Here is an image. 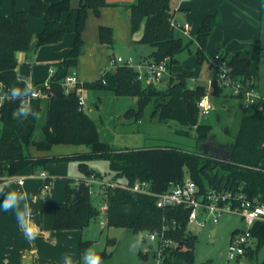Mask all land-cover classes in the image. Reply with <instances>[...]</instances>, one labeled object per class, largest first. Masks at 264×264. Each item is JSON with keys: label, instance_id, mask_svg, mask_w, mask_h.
I'll return each mask as SVG.
<instances>
[{"label": "trees", "instance_id": "16d2710c", "mask_svg": "<svg viewBox=\"0 0 264 264\" xmlns=\"http://www.w3.org/2000/svg\"><path fill=\"white\" fill-rule=\"evenodd\" d=\"M14 3V0H13ZM107 0H80L76 8L70 6V0H29L28 11L13 9L12 16L6 17L0 12V91L7 92L16 82L18 51L29 53L32 41L37 46L59 42L68 32L73 13H76L73 45L62 62L55 64L56 69L49 80L33 84L41 88L45 97L32 99L34 111L41 114L45 109L44 122L40 125L41 138L35 139L34 132L38 120L28 117L16 119L13 112L19 101L5 100L0 106V172L4 178L16 175L24 167L31 165L43 169L48 163L75 159L78 161L82 177L74 182L66 178V194L62 202L55 203L53 227L56 230L81 229L91 219L100 214L93 203V195L85 184V179L99 173L88 166V161L105 159L108 161L112 179L119 183L132 184L135 180L147 181L154 192L168 188L170 182H179L186 175L198 185L201 192L208 187L217 189H236L239 184L250 197L258 196L264 202V110H246L240 119L234 141L228 147V156L223 158L224 147L213 139L210 125L197 123L196 102L206 92L204 83L190 86L187 72H178L175 78L167 80V86L159 89L137 79V72L131 67L117 66L114 70L95 81L83 82L84 90H103L116 96L137 97V108H130L125 115L139 121L145 107L153 101L151 116L164 120H174L188 125L196 131L198 141L203 142L200 151H186L171 146H153L143 148H118L107 138L101 137L98 123L86 112L78 110L77 91L66 94L60 79L75 69L83 48L81 32L85 26L88 10L100 14L104 6L113 5ZM66 13L64 21L62 15ZM43 17L44 26L33 33L28 25L27 15ZM174 16L172 0H135L129 6L130 35L143 29L139 42L150 45L149 54L155 63L165 61L167 68L178 62L176 56L187 43H183L178 31L170 24ZM219 12L206 14L195 32L197 43L196 60L201 64L208 58L206 43L213 28L219 25ZM98 39L108 47L113 46L112 28L98 26ZM192 40V39H191ZM228 59L233 72L238 77L254 78L251 60L234 50L221 54ZM221 87H213V95L220 94ZM240 99V96H236ZM212 140V145L207 142ZM55 144L83 145L86 151L71 155L32 156L27 148L33 145L38 151L48 152ZM1 181V180H0ZM81 186V193L74 199L72 188ZM106 204V224L126 226L135 232L160 229L172 220L177 226L169 229L166 237L178 243L187 230V211L181 207L159 208L152 195L133 192L116 186L103 191ZM190 232V231H189ZM256 238V247L264 243V222H257L251 229ZM88 241L80 242V252L87 249ZM194 235L190 232L182 248L176 245L164 251L161 264H192L194 261ZM252 250L248 248L245 252ZM74 264H81L78 260ZM264 264V263H263Z\"/></svg>", "mask_w": 264, "mask_h": 264}, {"label": "rangeland", "instance_id": "374dc122", "mask_svg": "<svg viewBox=\"0 0 264 264\" xmlns=\"http://www.w3.org/2000/svg\"><path fill=\"white\" fill-rule=\"evenodd\" d=\"M13 0H0L2 6L7 9L11 8ZM16 0H14L15 3ZM113 5L104 6L105 10L101 11L99 15H95L93 11L88 10L85 26L81 32L83 39L84 53L80 54L75 67L76 72L79 73L80 81H95L101 76L103 68L100 66L104 62L98 49L97 43L98 25L108 23L114 27L122 29V21L127 14L128 7L135 0H107ZM187 0H172V7L176 3H186ZM193 10H198L203 7H210L208 4L211 0H188ZM233 1V0H232ZM27 2V0H26ZM80 0H70V6H78ZM235 2V1H233ZM264 3V1H263ZM18 5V3H17ZM226 5V6H225ZM221 8L217 7L214 11L219 9L221 20L220 24L226 27H238V23L243 22L244 30L247 33L251 28L259 25V32L257 34L258 40L252 41L255 44L254 52L251 56V70L256 72L255 87L260 95L264 97V12L254 15L252 8L239 5V13H235L233 5L227 3ZM235 7V6H234ZM103 8V9H104ZM237 8V6H236ZM241 19H237L240 18ZM176 20L178 22H188L190 24V32H193L197 26L196 20L186 15V10L181 9L177 13ZM128 24V23H127ZM220 24L218 26H220ZM74 22H70V31L65 34V37H71ZM107 25V26H108ZM117 25V26H116ZM221 26V27H222ZM219 27L221 34L222 28ZM117 34L121 30H117ZM226 32V31H225ZM179 33V32H178ZM230 34V31H228ZM120 37H115L113 46L105 45V57L110 63L111 56H121L123 58H132L135 62L139 60L141 55L151 53L152 47L146 43H130L129 40H123V31ZM183 43H187L182 52L177 54L178 62L173 63L170 68H167L166 77L169 81L175 78V74L184 70L189 72L190 77L188 83L190 86L198 84L200 81L206 83V80L213 75V70L209 64L211 58L218 51L216 45L222 39L223 33L219 36L217 41H211L206 48L208 56L201 64L196 60L197 43L194 39L195 32L190 36L182 35ZM119 36V34H118ZM125 36H128L126 30ZM227 36V33H226ZM242 36V35H241ZM97 38V39H96ZM191 38H193L191 40ZM128 39V38H127ZM100 42V41H99ZM242 47V45H241ZM32 52L31 54H34ZM107 55V56H106ZM33 65V64H32ZM85 73V75H83ZM167 86V81L159 84L157 88L164 89ZM84 96L87 104L90 106L87 114L96 120L101 131V137L107 138L112 143V135H116L114 145L118 148H137V147H153V146H171L186 151L197 152L200 151L203 142L198 141L196 131L188 125H181L174 120L160 119L158 116L152 117L151 112L154 107L153 101L150 102L144 109L139 121H135L132 117L125 115L130 108H137V97L133 96H116L108 91L93 89L85 90ZM210 99L214 104L213 110L204 117L197 115V123H204L210 125V134L215 141L222 144L224 147L223 158L228 156V147L234 141L237 130L239 128L240 119L245 113L241 106V101L238 97L232 95L227 89H224L220 94L211 95ZM98 105V108L96 107ZM45 109L40 114L38 120V127L34 132V138H41L40 125L44 122ZM1 127V123H0ZM213 141L210 139L207 144L212 145ZM83 148V147H82ZM79 145L74 144H55L50 153L53 155H65L64 153H78L82 151ZM30 155L36 154L38 151L30 145L27 148ZM65 169L66 178L79 179L82 173L78 167V161L75 159L58 161ZM88 166L99 173L97 178L109 183L112 180V173L109 170L108 161L105 159H93L88 161ZM63 169V170H64ZM56 178V176L51 175ZM75 181V180H74ZM72 185V183H71ZM96 194L103 195V187L100 188L98 184H93ZM95 206L100 205L94 201ZM205 218V215L203 216ZM105 213L101 210L100 214L91 219L90 222L81 228V240L88 241V246L96 250L102 257L103 264H157V259L154 257V250L157 242L149 239L147 231L135 232L126 226H114L106 224ZM244 222L241 217L234 214L230 219L221 215L217 222H212V218L206 219L205 224L197 223L190 224L187 229L194 235V261L192 264H263L264 263V243L257 248L255 240L252 250L247 251L246 254L238 258H228V247L230 244V237L235 229H243ZM215 228L216 233L211 235V229ZM80 233V232H79ZM139 241V247L133 251L131 245L135 241ZM80 249V248H79ZM82 252H79L78 260L81 262ZM185 264V263H183Z\"/></svg>", "mask_w": 264, "mask_h": 264}, {"label": "crops", "instance_id": "0c3cea01", "mask_svg": "<svg viewBox=\"0 0 264 264\" xmlns=\"http://www.w3.org/2000/svg\"><path fill=\"white\" fill-rule=\"evenodd\" d=\"M58 1V0H53ZM235 1V2H233ZM211 0V4L209 2L210 7H203L198 10H193L190 6L189 1L186 3H176L173 7L174 17L177 18V13L181 9L186 10V15L190 18H194L196 20L197 26L193 30L196 32L198 27L200 26L203 17L208 13H213L218 11L220 15L219 9L214 11L217 7L221 8L226 3L227 5H233L235 13H239V5L250 7L253 10L255 16L264 12V0ZM18 3V5H17ZM11 8L5 9L0 3V12L6 16L11 17L13 9L28 11L29 9V0H16L15 3L11 1ZM226 6V5H225ZM235 6V7H234ZM237 6V8H236ZM77 6H72V8H76ZM104 7L101 8V11L105 10ZM67 18V14L64 13L62 15V19L65 21ZM76 13L74 12L71 17V22L75 24ZM237 18V19H241ZM28 25L31 28L33 33H38L43 29L44 19L43 17H33L31 15H27ZM221 20V15H220ZM128 23V24H127ZM108 25V23H104ZM102 25V24H99ZM98 25V26H99ZM123 28L121 29L118 25L116 29L123 31V40H129L130 43H139V39L142 36L143 29L140 28L133 35H130V20H129V7L127 10V14L123 18L122 24ZM75 26V25H74ZM110 26V25H108ZM112 26V25H111ZM110 26V27H111ZM117 26V25H116ZM190 26V24H189ZM215 26L208 37L207 45L217 41L219 36L223 33L222 39L216 45L217 53L222 54L225 52H231L234 50H238L241 52V56H248L250 60L251 56L254 52L255 44H252V41L258 40L257 34L259 32V25H256L251 28V33L248 30L247 33L244 30L243 22L238 23V27H226L224 25L221 27ZM219 27L222 28L221 34L219 32ZM112 28V27H111ZM68 32L70 31L68 25ZM115 27L112 29V36L114 41L115 37L117 39H121V31L117 34ZM126 30L128 31V36H125ZM226 31V32H225ZM230 31V34L228 33ZM193 32H190L191 34ZM227 33V36H226ZM242 35V36H241ZM98 38V35H97ZM96 38V39H97ZM128 38V39H127ZM74 40V29L71 37H64L57 43L45 44L38 47L33 48L31 51L24 52L18 51L16 53L17 58V80L12 85L16 87L23 88L26 83L35 84V83H44L49 80L51 75L54 73L57 62H62L66 59ZM122 40V39H121ZM97 43H99V50L104 56L103 64L98 65L100 68H108L109 62L105 57V45L99 42L97 39ZM242 45V47H241ZM205 48V49H206ZM84 49V48H83ZM34 54H31L34 52ZM84 53L81 52V54ZM150 54V53H149ZM107 56V55H106ZM148 54L141 55V58L148 57ZM33 64V65H32ZM76 70V69H75ZM187 71V70H184ZM181 71V72H184ZM254 73V82L256 79V72L251 70ZM189 73V72H188ZM85 75V73H83ZM77 76L79 78V73L77 72ZM82 82H87L83 81ZM204 83V82H199ZM85 91V90H84ZM263 96V95H262ZM98 108V105L96 104ZM102 131V130H101ZM100 131V132H101ZM115 134V133H114ZM112 135V145H114V139L116 135ZM111 142V141H109ZM82 148L80 152L86 151L87 148L83 145H79ZM115 146V145H114ZM116 147V146H115ZM142 148V147H137ZM52 149V148H51ZM38 151V150H37ZM45 151H38L36 154L32 156H41V155H53ZM65 155L75 154L70 152L64 153ZM63 166L58 164L57 162L48 163L43 169H36L31 165L24 167L20 170L16 175L12 177L4 178L2 173L0 172V180L7 181L9 187L5 189V192L9 191H17V192H27L28 200L26 203L29 204L31 208V219L27 224V231L34 235V239L29 240L24 232L22 231L20 225L17 222L15 212L9 211L5 212L3 209H0V264H64V257L71 256L73 260V264L78 261L79 252H80V242L81 240V229H67V230H56L53 227V216H54V205L55 203L62 202L65 199L66 194V182L63 178L66 177L65 169L63 170ZM40 171H44L48 180L51 182V187L49 191L45 193L40 192V188L44 183V178L39 175ZM51 175L56 176V178L51 177ZM75 181L72 183V186L78 179L73 178ZM101 193V192H100ZM99 193V194H100ZM94 194L93 195V203L96 201L99 206L100 212L101 210L105 213L106 204L104 201V196ZM4 196L0 194V202H2ZM106 221V220H105ZM80 232V233H79Z\"/></svg>", "mask_w": 264, "mask_h": 264}, {"label": "built area", "instance_id": "2783aa9c", "mask_svg": "<svg viewBox=\"0 0 264 264\" xmlns=\"http://www.w3.org/2000/svg\"><path fill=\"white\" fill-rule=\"evenodd\" d=\"M170 24L174 30L182 35L191 37L188 22H178L173 16L170 19ZM209 64L213 70V75L204 83L206 86L205 94L196 102L199 116H207L213 110L214 104L210 96L213 95L212 89L215 86L221 87L223 90L227 89L234 96H240L241 106L244 110H264V97L257 91L254 78L246 79L236 76L228 59L219 53L209 58ZM117 66L133 68L137 72V79L156 87L164 83L166 78L167 66L165 61L155 63L151 58L146 57L135 62L132 58L125 59L121 56H111L108 68H104L101 71L103 83H105L104 75L114 70ZM60 84L66 94L75 90L77 91L78 110L87 113L90 106L86 102L82 86L83 82L78 79L76 70L73 69L70 73L64 75L60 79ZM35 89L36 95L31 97V100L45 97V93L41 88ZM4 93L0 91V95ZM2 103H0V106ZM39 175L45 179L40 188V192L43 194L50 190L51 182L44 171H40ZM95 183L100 188L103 187L104 191L108 187L114 188L120 186L133 192L152 195L155 197V204L159 208L181 207L187 211V227L194 222L203 225L208 218H212V222H217L218 217L221 215L226 216L228 219L234 214L239 215L245 227L243 229H235L232 232L228 247L229 259L238 258L245 254L248 248H252L256 238L252 235L251 229L257 222H264V202L258 196L250 197L244 190L243 184H239L236 189L208 187L205 191L201 192L198 185L189 175H186L182 181L170 182L167 189L161 192H154L147 181L135 180L132 184L128 185L112 179L109 183H106L100 181L96 175L92 174L85 179V184L92 195L95 194L93 188V184ZM204 215L205 218H203ZM176 226L177 222L172 220L170 224H163L160 229L148 232L149 239L157 242L154 250L157 264H161L166 248L173 245L177 246L178 243H173L171 239L166 237L167 231Z\"/></svg>", "mask_w": 264, "mask_h": 264}, {"label": "clouds", "instance_id": "9594fccd", "mask_svg": "<svg viewBox=\"0 0 264 264\" xmlns=\"http://www.w3.org/2000/svg\"><path fill=\"white\" fill-rule=\"evenodd\" d=\"M36 95V89L30 83H26L23 88L13 86L3 95H0V103L5 100L9 102L19 101L18 107L13 112V117L16 119H27L32 117L36 120L40 119V113L34 111L31 105V97ZM9 187L8 182L0 181V194H3L4 198L0 202V209L5 212L14 211L18 224L20 225L25 236L32 240L34 235L27 231V224L31 219V208L26 201L28 200L27 192H17L15 190L5 192V189ZM139 247V241H135L131 245V249L135 251ZM64 264H73L71 256L64 257ZM81 264H103L102 257L92 247L87 248L81 256Z\"/></svg>", "mask_w": 264, "mask_h": 264}, {"label": "water", "instance_id": "95a60500", "mask_svg": "<svg viewBox=\"0 0 264 264\" xmlns=\"http://www.w3.org/2000/svg\"><path fill=\"white\" fill-rule=\"evenodd\" d=\"M37 46V42L36 41H32L28 50L31 51L33 48H35ZM83 48L81 49V52H83ZM72 192H73V195H74V199H77L78 196L80 195L81 193V186L78 184L76 185L75 187L72 188ZM216 233V229L215 228H212L211 229V235L214 236ZM190 235V232L189 231H186L185 234L182 236L181 240L178 242L177 244V248H182L183 245H184V241L188 238V236Z\"/></svg>", "mask_w": 264, "mask_h": 264}]
</instances>
